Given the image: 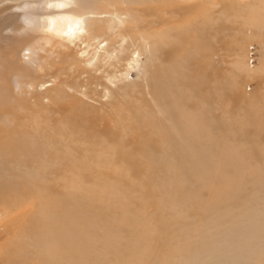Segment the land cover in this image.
<instances>
[{"label":"bare ground","instance_id":"obj_1","mask_svg":"<svg viewBox=\"0 0 264 264\" xmlns=\"http://www.w3.org/2000/svg\"><path fill=\"white\" fill-rule=\"evenodd\" d=\"M215 1L217 5L222 0ZM231 10L228 19L243 26H259L264 19L261 1ZM150 19L157 25L155 17ZM105 26L109 40L102 31ZM120 26L117 12L104 14L99 0H0V165H7L8 171L29 166L22 171L27 180L47 182L49 190L36 203L31 235L53 264H165L170 256L163 243L166 232L196 224V213L203 211L208 221L194 240L196 252L206 255L190 264H256L264 254V145L254 133L264 134L263 123L247 124V134L238 145L215 137L218 131L212 127L200 128L195 124L198 113L186 111L187 143L182 149L187 152L186 173L164 193L135 180L129 171L112 178L105 173L118 171L112 165L116 149L100 131L104 89L100 80L104 59L116 58ZM232 66L248 75L242 61ZM183 99L194 98L188 94ZM73 101L90 107L93 118ZM199 106L208 115L212 111L201 101ZM213 107L219 115L212 121H226L220 106ZM247 107L253 116L264 110L253 103ZM121 122L129 123L127 114ZM91 141L97 142L93 155ZM204 141L206 148L199 144ZM242 148V156L227 160L228 149ZM254 152L258 159H252ZM82 162L97 170L83 180L69 170ZM229 168L243 178L247 175L249 181L242 178L243 186H234ZM242 189L247 197L240 200L237 193ZM149 190L153 198L146 194ZM197 200H206L202 208L193 207ZM59 202L62 212L54 208ZM233 205L250 208L240 213L238 223L231 220ZM91 208L97 212L86 211ZM212 219L217 225L210 232ZM13 221L5 219L0 234L9 237ZM237 233H243L242 242L233 246ZM207 241L215 244V250L208 249ZM207 256L208 262L201 260Z\"/></svg>","mask_w":264,"mask_h":264},{"label":"rangeland","instance_id":"obj_2","mask_svg":"<svg viewBox=\"0 0 264 264\" xmlns=\"http://www.w3.org/2000/svg\"><path fill=\"white\" fill-rule=\"evenodd\" d=\"M222 1L215 5V0H99L104 14L115 10L121 22L116 36V58L104 59L100 80V88L104 87L100 95V131L104 133V141L116 149L112 165H116L118 172L108 169L105 173L109 178L129 171L135 180L145 181L159 193L167 192L169 185L186 173L183 159L187 152L182 150L187 143L183 130L189 121L186 111L198 113L195 124L200 128L212 127L218 131L215 137L238 145L247 134V124L252 120L264 124V110L253 116L247 107L253 103L264 109V19L259 26L247 27L227 17L233 7L238 9L259 1L263 4L264 0ZM221 6L223 12L218 13ZM135 13L140 16L134 17ZM151 16L157 25L151 23ZM106 30L105 26L102 31L109 40L111 36ZM239 60L247 76L232 66ZM188 94L194 98L190 102L183 99ZM200 101L212 106V111L214 104L220 106L226 121H212L219 113L211 111L208 115L200 108ZM73 105L93 118L90 107L75 101ZM125 114L129 123L123 126ZM254 135L264 145V134ZM199 144L206 148L207 141ZM96 148L97 142L91 141L90 155ZM102 149L105 152L104 146ZM244 151L245 148L228 149L227 160L235 161ZM254 153L252 159H258V153ZM7 168L0 165V225L7 218L14 221L9 237L0 234V264H53L30 233V218L38 208L36 203L49 195L47 182L27 180L22 173L29 169L27 165L19 171ZM229 169L233 185L241 188L243 175ZM69 170L81 180L97 171L87 162L70 165ZM243 180L249 181L247 175ZM52 188L58 190L57 186ZM146 194L153 198L154 192L149 190ZM237 197L243 200L247 194L242 189ZM205 202L194 201L193 207L202 208ZM20 204L21 208L16 210L15 206ZM54 208L64 210L61 202ZM248 210L245 205H233L231 220L238 223L240 213ZM86 211L95 213L97 209ZM197 214L196 224L178 225L183 227L175 226L166 232L163 243L170 256L165 264H190L198 255H206L196 252L194 237L203 231L208 220L203 211ZM216 225L217 221L212 219L210 232ZM242 236L243 233H237L233 237V246L242 242ZM206 244L208 249L215 250L214 243ZM208 258L201 260L208 262ZM262 259L264 254L256 264H264Z\"/></svg>","mask_w":264,"mask_h":264}]
</instances>
